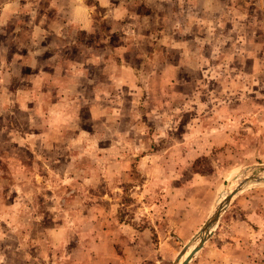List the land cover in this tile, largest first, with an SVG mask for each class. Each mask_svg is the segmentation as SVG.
I'll return each mask as SVG.
<instances>
[{
    "label": "rangeland",
    "instance_id": "rangeland-1",
    "mask_svg": "<svg viewBox=\"0 0 264 264\" xmlns=\"http://www.w3.org/2000/svg\"><path fill=\"white\" fill-rule=\"evenodd\" d=\"M193 4L136 26L121 52L135 78L104 79V107L89 87L65 143L19 154L21 168L0 159V264L124 263L113 247L128 234L142 264H181L226 196L264 176V79L242 71L228 13L198 19ZM187 264H264V182L232 196Z\"/></svg>",
    "mask_w": 264,
    "mask_h": 264
},
{
    "label": "crops",
    "instance_id": "crops-1",
    "mask_svg": "<svg viewBox=\"0 0 264 264\" xmlns=\"http://www.w3.org/2000/svg\"><path fill=\"white\" fill-rule=\"evenodd\" d=\"M207 1L208 3L195 0L191 9L228 13V18L231 19H227L226 23L231 24L233 32L242 35L241 49L245 52L239 60L242 71L262 81L264 0ZM167 2L168 0H0L2 163L21 168L23 165L19 163V154L23 158L28 150L33 153L34 158H40L41 147L45 150L51 144L65 143L68 138L66 134L72 128L73 115L76 110L88 104L86 92L89 87H92L94 96L100 97L104 107V79H108L111 84L122 78L133 80L140 65L124 58V53L121 55V52L127 50L128 53L131 49L128 40L131 32L137 31V25H144L146 21L158 24L159 20L154 19V15H162V22H165L170 7L166 5ZM180 8L177 5L175 9ZM198 14V19L207 16L202 11ZM105 21L106 25L103 24ZM170 22L168 20L166 26ZM173 24L187 25V22L185 19L177 23L173 20L171 25ZM114 36L120 38V41L117 42ZM249 48L252 49L250 52ZM245 64L248 66L245 67ZM165 69L152 72L148 78L150 82L166 80ZM124 83L127 87L133 86L129 82ZM134 85L137 86L138 82ZM133 93L137 94V91ZM256 111L261 112L259 109ZM192 212L190 209L185 210L186 216ZM197 225L199 226V222ZM126 237L132 239V243L120 237V250L116 251L113 247L114 255L124 262L119 264H126L129 258H134L137 262L127 264H142L137 251L140 240L136 237L139 236L128 234ZM124 258H127L126 262Z\"/></svg>",
    "mask_w": 264,
    "mask_h": 264
},
{
    "label": "water",
    "instance_id": "water-1",
    "mask_svg": "<svg viewBox=\"0 0 264 264\" xmlns=\"http://www.w3.org/2000/svg\"><path fill=\"white\" fill-rule=\"evenodd\" d=\"M250 182L262 183L264 182V176L246 177L231 193H229V195L226 196L224 202L216 208L214 213L207 219V221L201 227L200 231L201 233H205V235L200 237L199 244L191 251L188 257H186V259L181 264H187L190 259L194 256V254L202 247L203 243L208 238V235L211 233L212 228H214V226L217 224L221 212L223 211V208L229 203L230 199L234 194H236L239 190L242 189V187H244Z\"/></svg>",
    "mask_w": 264,
    "mask_h": 264
}]
</instances>
